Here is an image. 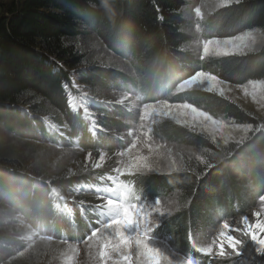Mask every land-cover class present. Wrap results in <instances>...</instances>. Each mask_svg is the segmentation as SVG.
Here are the masks:
<instances>
[{
    "label": "rangeland",
    "instance_id": "1",
    "mask_svg": "<svg viewBox=\"0 0 264 264\" xmlns=\"http://www.w3.org/2000/svg\"><path fill=\"white\" fill-rule=\"evenodd\" d=\"M185 1L184 31L190 39L184 49L187 59L173 80L160 83L152 99L126 85L129 80L150 86L143 83L139 59L111 51L91 28L67 41L85 59L73 72L72 85L65 86L67 99L78 109L71 108L72 113L80 114L86 123L79 129L87 128L88 133L95 129L96 134L99 130L96 141H77L49 107L40 116L48 131L45 139L39 133V138L21 137L0 127L3 167L43 187L57 179H85L69 192L51 188L54 211L67 217L59 222L37 217L0 191V264H264V247L243 231L231 233L241 242L239 255L225 245L226 254L220 256L216 246L224 223L241 228V220L254 221L256 212L264 218V180L248 187L240 184L241 201L230 207L189 203L179 187L168 183L190 167L209 169L222 161L212 150L199 147L193 137H208L228 156L230 145L244 144L257 131L217 115L209 95L224 98L264 121V80L233 85L219 77V61L259 52L264 32L256 29L217 38L212 16L242 0ZM13 2L0 0L6 8ZM3 15L8 16L0 7ZM92 67L108 69L118 79L104 82L95 93L78 77ZM30 105L23 103L20 108L32 118ZM113 190L127 196L123 205L115 201L117 215L110 213L111 195L102 193ZM128 216L129 222L117 223ZM209 247L214 249L211 256Z\"/></svg>",
    "mask_w": 264,
    "mask_h": 264
},
{
    "label": "trees",
    "instance_id": "2",
    "mask_svg": "<svg viewBox=\"0 0 264 264\" xmlns=\"http://www.w3.org/2000/svg\"><path fill=\"white\" fill-rule=\"evenodd\" d=\"M185 6V0H14L8 8L0 4L8 14L0 16V127L21 137L39 138V133L45 139L47 128L40 116L49 107L73 133L83 131L79 127L84 122L68 107L65 86L72 85L73 72L85 62L67 41L87 28L111 51L141 61L142 82L151 85L153 97L160 83L173 80L187 59L184 49L190 39L184 31ZM211 19L214 35L221 39L256 29L264 32V0H242L220 9ZM219 66V77L233 85L262 81L264 46L256 53L222 58ZM78 77L95 93L104 82L114 83L116 78L103 67H92ZM130 84L137 86L128 80L126 85ZM30 98L37 101L26 102ZM208 102L217 115L262 129L244 144L230 145L228 156L208 137H193L199 147L212 150L222 161L209 169L190 167L168 183L179 187L189 203L196 200L230 207L241 201L240 184L248 187L264 180V121L224 98L209 95ZM23 103L31 104L28 111L32 118L21 110ZM3 163L0 191L47 222L67 220L54 211L51 188L69 192L85 179H57L43 187Z\"/></svg>",
    "mask_w": 264,
    "mask_h": 264
},
{
    "label": "snow or ice",
    "instance_id": "3",
    "mask_svg": "<svg viewBox=\"0 0 264 264\" xmlns=\"http://www.w3.org/2000/svg\"><path fill=\"white\" fill-rule=\"evenodd\" d=\"M255 220L252 221L249 218L245 217L241 220V228H235L233 225L229 223H224L222 225V230L218 234V243L217 248L219 249L218 255L224 256L225 253V245L231 248L237 255L240 254L239 248L237 247L241 242L236 239L235 236L231 235L232 232H241L251 237L252 241L261 247H264V218H262L261 212L254 213ZM131 219L130 216L124 221H118L117 223H127ZM214 249L209 247L207 249V253L211 256Z\"/></svg>",
    "mask_w": 264,
    "mask_h": 264
},
{
    "label": "bare ground",
    "instance_id": "4",
    "mask_svg": "<svg viewBox=\"0 0 264 264\" xmlns=\"http://www.w3.org/2000/svg\"><path fill=\"white\" fill-rule=\"evenodd\" d=\"M74 102V101H73ZM72 102V105H74V103ZM103 106H106V103H103L102 104ZM102 193H104V194H107L106 192H102ZM109 195H111L110 197H111V203H110V209H111V214L112 215H117L118 213H119V210L116 208V204H117V202H115L116 200H119V195L116 193V191L115 192H113V194H108V196ZM119 203V202H118ZM109 209V210H110ZM66 211L68 212V213H70L71 212V210H70V208H66ZM73 213V212H72ZM68 215V214H67ZM69 216V215H68ZM74 218V217H73ZM72 218V219H73Z\"/></svg>",
    "mask_w": 264,
    "mask_h": 264
}]
</instances>
